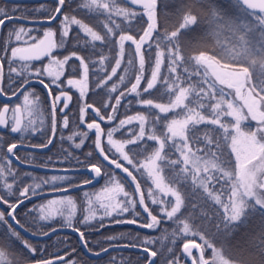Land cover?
<instances>
[{"label": "trees", "instance_id": "obj_1", "mask_svg": "<svg viewBox=\"0 0 264 264\" xmlns=\"http://www.w3.org/2000/svg\"><path fill=\"white\" fill-rule=\"evenodd\" d=\"M69 4L65 9V14L73 17L82 24L92 28L93 31L105 37L102 41H93L91 36L84 31L79 25H70L68 28V38L62 40V29L55 28L57 44H63L62 47L52 52V57L62 60L65 56H69L72 52H76L78 56H83L86 62H89V74L86 84V95L83 100L80 98L78 90L66 85L69 78L81 79L83 69L79 65V60L73 57L68 64L64 66V75L60 77L57 85L53 86L50 78L43 75V72L55 73L58 71L57 65L51 62V58L41 60L39 62H28L20 59H12L11 67L16 69V72H9V59H11V49L30 45L37 42L41 36V27L10 23L6 25L2 31L0 40V56L5 57L4 63V80L3 91L6 94H13L23 83L24 79L38 78L43 79L52 89L55 94L61 89L70 91L74 95V104L70 111L63 114L57 110V135L52 148L45 153H37L26 150H18L17 157L24 162L52 167V168H88L91 164L102 166V180L99 185L77 191L72 194L58 196L60 198H71L72 204H65L64 209L58 211L51 216V219H41L43 215L41 208L43 204L53 200L45 198L35 200L20 207L16 213L17 221L28 231L42 234L54 228L67 226L71 216V227L79 229L84 233V239L87 241V248L92 252H99L114 244H125L147 248L157 253L155 264H192L191 260L183 253V244L189 241L198 242L203 245V239L193 235L195 232H201L203 237L209 240L211 247L204 248V257L212 259L216 250H219V259L227 261V264H264V208L256 205L255 208L246 210L244 217L238 223H234L228 229H224L221 223L220 213L223 209L220 204L207 197L203 187L199 184L200 178L193 179V165H187L188 171H183L185 164L183 156L180 154V145L182 143L180 137L174 140H167L164 155L166 158L163 161H158L162 168L161 175L164 177L166 184L179 190L184 198V205L181 214H178L179 219H169L164 213L160 212L163 205H153L150 201L152 197L148 195L149 189H153V196L157 199L165 201L172 200L174 197L161 193L159 189H155V184L152 178L148 175V169L144 168L147 161V156L151 151L158 147L157 141H150L147 137L153 132L160 135L162 138L168 136L167 124L172 119H182L186 114V109H172L169 113H159V110L154 107L139 103V101L149 100L155 103L169 102L170 93L173 91L169 85L173 81H177L181 87H187L191 83L197 91L190 95L185 103L189 107L197 108L198 104H204L205 108H197L205 116L210 115L208 105L215 103V98L221 95L225 100L228 98L215 86L212 78L205 73L202 64H199L194 59L200 51H206L208 55H213L221 62L239 65V61L229 60L225 54L229 49L238 47L240 42L239 35H243L246 29L241 27L239 33L233 31L232 23L249 26L255 25L256 19L251 14L252 11L245 10L240 5L239 0L233 3V0H158L157 4V23L158 28L153 33V38L150 43L153 45L151 53L159 50H164L165 62L161 67L160 80L157 87L150 92H143L146 81L150 78L151 69L154 67V55H150L149 51H145V67L144 78L140 86V95L126 94L123 97L120 93L127 92L131 84L135 82V76L139 72L138 56L132 51L134 45L130 42H125V56L121 64V68L117 70L115 76L109 80L107 77L111 75V68L115 65L117 58L118 45L116 41L120 35L131 34L137 39L142 35V29L146 28L147 17L142 11L131 8L125 0H116L115 5L107 2L110 6L109 10H102L98 7L86 8L83 7L80 0H69ZM0 8L13 16L24 17L27 19H35L45 17L44 10L35 12V3H9L0 0ZM187 8L192 14L197 16V23L181 29L183 17L187 14L184 9ZM16 9V11H12ZM119 10H124L130 13H136L135 17L117 14ZM256 18L264 22V15L256 13ZM232 22V23H230ZM13 25H18L28 29L25 38L21 42L8 43V31ZM111 28L113 34H108V29ZM167 30L168 35L171 31L179 30V43L182 55L186 59L181 61L176 67L175 72H169L168 68L171 64L167 57L168 36L165 35ZM260 31L257 28L254 33ZM252 34V33H251ZM160 44V49L156 48V44ZM7 48V53H5ZM147 48V44L144 46ZM101 56L106 57L103 63L99 62ZM191 57L192 59H189ZM132 60L129 64L128 61ZM252 76H256L255 70L251 69ZM37 69L41 73H37ZM125 69H127L125 71ZM124 79L121 81L120 77ZM212 84L214 90H209L208 85ZM116 85V91L112 92L111 88ZM203 88L204 92L199 89ZM34 90L37 106V114L39 116L38 126L35 128L36 133L32 134V128L20 131L14 134L11 130L0 132V196H4L9 200V203H16L19 191L25 186H31L38 183L40 186L52 182L53 176L67 177L64 184H58L55 187H44L36 191H48L60 189L64 187L79 185L89 181L90 178L86 174H54L45 173L34 170L23 169L14 164L7 156V149L13 143H23L30 145L41 146L51 137V107L46 95V92L35 86ZM117 97H120V105L115 104ZM34 98V97H33ZM21 98L14 103H18ZM11 104V105H12ZM83 104H89L92 107L87 109L84 115L83 122L80 119V108ZM107 104V107H105ZM3 104L0 101V109ZM113 107L116 108L113 113ZM227 110V105H223ZM95 109H100V115L97 116ZM67 115L69 124L63 127V116ZM114 115L115 119L109 121L107 117ZM144 115L147 117L145 124V140L137 141L141 145L137 151H129L133 146L128 145L125 151L128 152L133 162L139 161L137 168L133 171L131 165L123 160L122 156L107 142V132L115 129L119 125V121L128 117ZM104 119L101 120L100 117ZM222 124L229 126V131L233 134L235 129L231 125L235 122L232 116H222ZM100 123L104 135L101 137V144L105 153L109 155V160L116 159L124 167H128L129 171H133L136 176V181L132 182L127 177V174L122 169H118L109 161H105L98 152L93 141L96 139V131L87 128L88 123ZM139 120H133L130 124H125L118 131L113 133L112 139L115 141H126L134 139L139 134ZM191 128V125L189 126ZM244 132L251 130L250 124L241 126ZM196 135L200 142L192 139L191 132L187 133L188 145L207 160L215 161L226 172H233L237 168V158L233 151L231 142L226 139L218 131L219 125H211L203 123L196 126ZM87 132V138L76 133ZM72 136L73 139H69ZM207 137V138H206ZM84 139L82 147L76 148L75 144ZM211 141V143L209 142ZM217 145L219 147H217ZM199 150V151H198ZM91 153V155H89ZM214 154V155H213ZM175 161L176 163H172ZM238 171V170H237ZM209 174L217 179L211 181L208 186L215 194L220 196L223 203L228 202L231 194L233 179H230L219 170H213L204 178L207 179ZM123 184L126 191L133 194V198H138L139 193L135 191L134 184L139 183L140 191L144 193L145 203L153 215H157L159 224L153 229H146L140 225L150 222L147 213L143 211V207L137 203L135 209H130L128 213L122 215L113 214L112 216H104V209L99 206L96 201V195L100 189H104L110 184L112 177ZM33 183V184H32ZM8 184H12L11 194H9ZM31 189L30 193L31 194ZM87 194V195H85ZM123 199V197H121ZM248 204L254 205L255 202L247 198ZM89 201H92L90 204ZM35 204V212L31 209ZM9 207L0 203V211L5 213L3 221H0V250L8 256L11 264H23L33 261L54 258L55 256H65L66 261H72L74 264H146L148 256L146 254L135 251H114L100 259H91L87 257L81 247L79 238L72 234H57L47 240L34 241L20 234L10 223L6 217ZM94 212L96 218L87 223L84 218L89 212ZM134 213H140L135 216ZM191 214L192 219H188V223L192 226L191 233L183 232L182 221L186 220ZM136 219L137 224L128 223L127 221ZM125 221L116 223L115 221ZM103 225V226H101ZM217 225L221 231L217 233ZM12 231L19 234V239L12 235ZM112 237L113 239H109ZM21 240L32 245L36 252L31 254L28 249L21 243ZM151 241V243H148ZM114 258V259H113Z\"/></svg>", "mask_w": 264, "mask_h": 264}, {"label": "snow or ice", "instance_id": "obj_2", "mask_svg": "<svg viewBox=\"0 0 264 264\" xmlns=\"http://www.w3.org/2000/svg\"><path fill=\"white\" fill-rule=\"evenodd\" d=\"M67 0H55L56 6L52 8L49 12L48 19L49 20H56L57 15L61 14L62 8L66 5ZM240 5L245 8V10H252L251 14L256 19V24L249 26L248 24L238 25L235 23H232V29L233 31H236L239 33V29L243 27L246 29L245 34L239 35V39L241 41V48L245 54L246 58L251 59L253 56V47L252 46H259L260 52L262 53L261 59L259 61L260 70L261 73L264 74V22L256 18V10H259V13L261 15H264V0H239ZM133 4H143L144 12L147 15V23L146 28L142 29V35L139 36L137 39L135 36L128 34V35H120L118 38V41H116V44L118 45V53L117 58L115 59V65L111 68V75L107 77V79H111L112 76H115L117 73V70L121 68L122 61L125 56V42H130L132 45H134V49L132 51L138 56V63H139V72L135 76V82L131 84V87L127 89V92L120 93V96L123 97L126 94H135L136 96L140 95V86L141 82L144 78V67H145V51H149L150 55H154V67L151 69V75L150 78L146 81L145 86L143 88V92L147 93L150 92V90H153L157 87L158 81L160 80V74H161V67L165 62V51L159 50L156 51L154 54L151 53V49L153 45L150 43V41L153 38V33L158 28L157 23V13H156V5L157 0H132ZM233 3H236V0H233ZM98 7L102 10H109L110 6L108 3L98 4V0H91V5ZM12 11H16V9H13ZM184 11L187 13L183 17V23L180 25V28H186L190 25H195L197 23V16L192 14L191 11H189L187 8L184 9ZM123 14L126 17L132 16L135 17L136 13H130L126 12L124 10H119L118 13ZM21 19L20 17H14L13 15L9 14V12H6L3 8H0V29L3 28L6 24L12 23L13 20ZM69 23L79 25L84 29L85 32L88 33V35L91 36L93 41H102L105 40V37L98 34L97 32L93 31L92 28L88 27L87 25H84L81 23V21L76 20L73 17H69L67 15L63 16V19L61 20L62 27V40L68 38L69 31H68V25ZM257 28L260 29L256 33V38H253L251 36V33L254 32ZM26 29L24 27H20L18 30L12 29L8 31V36L11 37L13 34L15 35V39L19 41L21 39V34L26 33ZM108 34L112 35V29H108ZM165 35L168 36V44L171 45V47H168V45H165V48L167 49V57L170 60L171 64L168 68L169 72H175L176 67L180 65L181 61H184L186 59L185 55H182L181 47L179 43V30L177 31H171L170 35H168L167 30L165 32ZM55 36V33L49 29L44 32V39L39 40L38 44L31 45L30 47H38L39 45H44L47 42V47L42 49V55L49 56L51 58V62L55 63L57 65L58 71L55 73L52 72H43V75H49L52 76L53 79L51 83L53 85H57L60 81V77L64 75V66L68 64L69 60H71L73 57H75L77 60H79V65L83 69V76L81 79H74L69 78L66 81L67 86H71L73 88H78L80 93V98L83 100V97L86 95V84H87V78L89 74V62L85 61V58L83 56H78L76 52H72L69 56H65L62 60L56 59L55 57H52V50L57 47H62L63 44H57L54 39H51ZM147 44V48L145 49L144 46ZM156 48L160 49V44H156ZM143 49V50H142ZM7 48H5V53H7ZM26 49L24 48H13L11 49V59H9V72H16L15 68L11 67L12 59L19 58L21 60H32V59H39V55L31 56L26 55ZM5 57L0 56V80L3 79L4 76V61ZM106 57L101 56L99 59L100 63H103ZM189 59H192L189 57ZM197 63L204 64L205 70L207 71L208 68L212 69V75L215 77L216 80L219 81L220 84L228 83L229 87H235L237 89V94H239V87L238 85H242L246 78L250 76L252 73L249 71L248 67H241V68H233L230 65L227 64H220L218 60H216L215 56L208 55L206 51H200L197 56L194 57ZM129 64L132 63V60L130 59L128 61ZM251 65H257L256 59H251ZM127 69H125L126 71ZM37 73H41L40 69L36 70ZM121 81H123L124 77H120ZM179 80V77H177V81ZM177 81H173L171 85H169L170 88L173 89V91L169 94L170 98L169 102L167 104L165 103H155L153 104V101L151 99L139 101V103L148 105L150 107H154L155 109L159 110V113H169L172 111V109L181 108L182 106L186 109V114L184 115L183 119H172L167 124V132L170 134L165 137H161L160 135H156L155 132L153 134L149 135L147 137L150 141H157L158 147H155L151 154L147 156V163L143 165L144 168L148 169V175L152 178V182L155 184V189H159L161 193H165L167 195H171L174 197V201L168 200L165 201L163 199H157L153 196V189H149L148 195L152 197L151 203L153 205H163L159 210L160 212L164 213L169 219L177 218L179 219L178 214H181L182 207L184 205V198L181 195V192L170 185L166 184L164 181V177L161 175L162 168L160 164H158V161H163L166 157L162 155L164 153L166 142L167 140H174L177 136L180 137L182 143L180 145V154L183 156V163L185 164V168L183 171H188L187 165L189 163H192L193 165V179H197V174L200 171H203L205 173H209V169L219 170L223 176H227L230 179H233L232 184V190L231 194L228 198L227 203H223L220 200V196L218 194H215L212 189L209 188L208 184L217 179L215 176L209 174L207 179H200L198 182L203 187V190L205 193H207V197L211 198L213 201H216L220 204V207L223 209V211L220 213L222 219L221 223L224 225V229H228L231 225L234 223H238L242 220V218L245 215L246 210H248L250 207L255 208L256 205H259L261 207H264V167L256 170H251L247 167V161L246 159L241 155L239 149L237 148V145L240 143L241 139L247 140L249 143L253 145L260 144V140H264V111H260V104L258 102L253 101L252 103L247 104V111L249 115L251 116V119L253 120H259L260 126L257 127L255 131H249L247 133L241 131V122L248 117L245 116L242 111L236 107L233 106V103L231 101H227L223 98L221 95L220 97L215 98V103H212L208 105V108L210 110V115L205 116L200 111L197 110V108L203 109L205 108L204 104H198L197 108L189 107L188 104L185 102L188 101V98L190 95L194 94L197 89L189 83L187 87H181L180 84ZM41 84H44L43 79H40L39 81ZM29 83L28 79H24L23 84L21 85V88H23L25 85ZM44 87L48 91V95L50 98V106H51V117H52V124H51V130H52V136H55L56 134V109L60 107V102L63 100V105L60 107V112L64 113L65 109L69 107V103L72 101V96L69 95L67 92L61 91L58 95H56L54 98H52V89L49 87L48 84H44ZM259 87L262 92H264V79H261L259 81ZM209 90H214L213 85H208ZM3 89L0 88V92H2ZM112 92L116 91V85H113L111 88ZM200 92H204L203 88L199 89ZM31 93L24 95V103L25 105L32 103L30 101ZM121 99L120 97H117L115 100L116 105H120ZM190 104L191 101H188ZM223 105H227V110L224 109ZM92 106L89 104H83L80 108V119L83 122L84 115L87 112L88 108H91ZM105 107H107V104H105ZM5 113L8 112L7 106H5L4 110ZM15 113L20 112V106L17 105L15 108ZM113 113H115L116 108L113 107L112 109ZM95 113L97 116L100 115V109H95ZM232 116L235 118V122L231 125L233 129H235V133L229 131V126L221 123V116ZM215 117V118H212ZM101 120L104 119L103 116L100 117ZM109 121L115 119L114 115H109L107 117ZM14 123L11 128V131L13 133L22 131V121L18 116L13 117ZM133 120H139L140 126H139V134L135 136L134 139H128L126 141H115L112 139L113 133L115 131H118L120 128H122L125 124L132 123ZM207 121L211 125H219L220 129H214V131L220 132V134L226 139V141L231 142L233 145V150L237 152V160L239 163V170H234L233 172H226L223 168H221L215 161L209 160V161H203L201 163V157L196 156L195 153H192V149L188 145V135L187 133L191 132L192 139L196 142L199 141V137L196 135V132L198 131L196 126L205 123ZM147 122V117L144 115H137L135 117H128L127 119H122L119 121V125L115 129H111L107 132V142L109 145H111L117 153H119L120 156H122L123 160L127 161L129 165L132 166L133 171L136 170L137 165L139 164V161L137 160L136 163L133 162V159L130 158L127 151H125V147L128 145L133 146L129 149V151H137L139 148H141V145L137 144V141H144L145 140V124ZM8 121L3 117L2 114H0V125L6 126ZM69 124L68 116L64 115L62 120L63 127H67ZM191 125V128L189 127ZM30 126V125H29ZM87 128L89 130H95L96 131V139L93 141V143L96 145V148L100 155L103 157L105 161H109L112 165H115L116 168L122 169L124 173L127 174V177L130 181L135 182L136 176L133 175V171H129L128 167H124L123 164L119 163L116 159L109 160V155L105 153V150L101 144V137L104 135L103 130L101 128L100 123L92 122L87 124ZM23 130H27V127H24ZM37 129H33V131H36ZM76 135H82L84 139L87 138L88 133H76ZM257 136L260 137V139H257ZM207 138V137H206ZM69 139H73L72 136L69 137ZM84 139H81L79 143L75 144L76 148L82 147L84 143ZM211 143V141H209ZM52 143V137H49L47 139V142L40 147H47ZM217 147H219L217 145ZM17 148V144L13 143L8 147V152L12 153L13 149ZM199 151V150H198ZM189 153H192V157L190 159ZM91 155V153H89ZM214 155V154H213ZM172 163H176L173 161ZM90 168L92 172H94L96 177H99L102 173V166H99L98 164H91ZM259 173V174H258ZM53 180H64L67 179V177H57L53 176ZM85 183H90V181H85ZM38 187V186H37ZM135 191L139 193L138 198H133V194L129 191H126L123 184L120 183L119 180H117L114 176L110 180V184L106 186L104 189L101 190L99 194L96 195V201L99 203V206L104 209L103 215L104 216H112L113 214L116 215H122L124 213H128L130 209H135V206L137 203H139L143 207V211L147 213L148 217L150 218V222L144 223L140 225L143 228L146 229H153L159 224V219L157 215H153L151 210L148 207V204L145 203V196L144 193L140 191V185L139 183L134 184ZM7 188L9 189V194H11V189L13 188L12 184H8ZM31 186H25L22 188V190L19 191V194L17 196V202L16 203H9V200L6 199L4 196H0V203H3L7 205L10 209L8 215L9 217L17 224L19 225V221L15 220V211L16 209L24 203L25 200L30 199L32 196L38 195V193L35 191V189H31V195L30 193ZM65 191L67 189H64ZM87 195V194H85ZM123 197V199L121 198ZM252 197L255 198V204L249 205L247 198ZM72 204L71 198H61L58 201H50L49 204ZM91 204L92 201H89ZM135 216H139L140 213H134ZM5 217V213L3 211H0V221H3ZM96 218V215L94 212H89L88 215L85 216L84 222L87 223L91 220H94ZM41 219H51V215H45L42 216ZM188 219H192L191 214L189 217L182 221L183 223V232L184 233H191L192 232V226L188 223ZM116 223H123L125 221L117 220ZM128 223L137 224L136 219H131L127 221ZM71 216L69 218L68 227H71ZM103 226V225H101ZM217 227V233L221 231L219 225ZM55 231V229H53ZM77 232H79V229H76ZM12 235L19 239V234L15 231H12ZM43 235H48V233H43ZM80 239L81 242L85 245L87 244V241L84 240V233L80 232ZM193 235L197 236L200 239H203L204 243L203 245L195 243L194 241H189L183 244V253L187 254V256L192 257V249H199L200 254L198 257L192 258V264H209L207 260L204 259L203 252L205 247H211V244L209 240L205 239L201 232H195ZM109 239H113L110 237ZM21 243L24 244V246L28 249V251L31 254H34L36 252V249L28 244L27 242L21 240ZM148 243H151V241H148ZM135 247V245H133ZM102 251L106 252L107 249H102ZM146 252H148V264H154V261L152 260L153 257H156L157 253L155 251H149L148 249H145ZM99 255V253H96ZM5 253L0 250V257H3ZM216 257H219L220 253L219 250H216L215 253ZM114 259V258H113ZM40 264H74L72 261H66L63 256H55L54 259H45L40 262ZM223 264H227V261H223Z\"/></svg>", "mask_w": 264, "mask_h": 264}, {"label": "water", "instance_id": "obj_3", "mask_svg": "<svg viewBox=\"0 0 264 264\" xmlns=\"http://www.w3.org/2000/svg\"><path fill=\"white\" fill-rule=\"evenodd\" d=\"M4 1L9 2V3H37V2L50 1V0H4ZM52 1H55V0H52ZM126 1L129 4V6L132 7L133 9L144 10L143 4H140V3L133 4L132 0H126ZM256 12H259V10H256ZM59 16H60V14L57 15L56 20L59 18ZM14 17H18V16H14ZM20 18L21 19L13 20L12 23H19V24H25V25H31V26H35V25H38V26H50L56 21V20H49V19L35 20V19H27V18H24V17H20ZM6 25H8V24H6ZM5 26H3L2 29H0V40H1V36H2V31H3ZM42 39H44V37ZM51 39H54V37L51 38ZM36 44H38V43H35V44H32V45H36ZM30 46L31 45L20 47V48H24V49L27 50L26 53H25L26 55H31V56L39 55L40 58L39 59H32V60H24V61L37 62V61H40V60H43V59H46V58L49 57V56L41 54L42 53V49L47 47V42L44 45H39L38 47H35V48L30 47ZM202 65L205 67L204 64H202ZM207 71L212 76V78L214 79V81L216 82L217 85H225L226 88L234 90V94H235L236 99L242 103V105H243L244 109L246 110L249 118L251 119V116L249 115V113L247 111V104L252 103L253 101L258 102L259 104H261V100H260L259 97L254 95L253 90L250 87H245L246 83H247V78H246V80L244 81V83L242 85H238L239 94H237V89L235 87H229L228 83L220 84L219 81L216 80L215 77L211 74L212 73V69L211 68H208ZM3 78H4V76H3ZM39 81H40V79H31V80H29V83L27 85H25L23 88L20 87L12 95H8L4 91L0 92V101L3 103V107L0 109V114H2L3 117L8 121L6 126L0 125V132H6L9 129V115H10V106H9V104L14 102V101H16L29 87H32V86L41 87L46 92V95H47L49 103H50V98H49V95H48V91L44 87V84H46V83L44 82V84H41ZM0 88L3 89V79L0 80ZM65 92H67L69 95L72 96V101L69 103V107L67 109H65V111H64V113H67L73 106L74 96L69 91H65ZM58 94H59V92L56 93V94L52 93V98H54ZM62 105H63V100L60 102V107H62ZM5 106H7V108H8V112H6V113L3 111ZM60 107H58V108H60ZM57 109H56V134H55V136H52V133H51L52 143L50 145H48L47 147H40L38 145L15 143V144H17V148L13 149L12 153H9L8 149H7V156L14 164H16L17 166H19V167H21L23 169L34 170V171L45 172V173H55V174H86L90 178V180H89L90 183H82V184H79V185L65 187V188H61V189H54V190L38 192V195L32 196L30 199L25 200L24 203L21 204L16 209V211H15V220H17L16 213H17L18 209L20 207H22L23 205L27 204V203H30V202H33V201L39 200V199L52 198V197L66 195V194H72V193H75V192L80 191V190H84V189H87V188H91V187L97 186V185L100 184V182L102 180L103 174L101 173V175L99 177H96L94 172H92L90 167H88V168H52V167H46V166H40V165H36V164H32V163H27V162H24V161H22L21 159H19L17 157L16 152L18 150H26V151H32V152H37V153H45V152L49 151L52 148V146H53V144L55 142V139H56V135H57ZM259 110L262 111L261 109H259ZM19 118L21 119V117H19ZM251 120L254 123H260L259 120H253V119H251ZM16 133H18V132H15L14 134H16ZM64 189H67V190L65 191ZM7 218H8V222L10 223V225H12L23 236H25V237H27V238H29L31 240H36V241L47 240V239H49V238H51V237H53V236H55L57 234H72V235H75V236H77L79 238L81 247H82L85 255L87 257L91 258V259H100V258H102V257L106 256L107 254L112 253L114 251H125V250L140 252V253L146 254L148 256V252L145 251V249H147V248L137 247V246L133 247V246H130V245H125V244H123V245L115 244V245L109 246V247L105 248V249H107L106 252H104L102 250L99 251V252H92V251H90L87 248V245H85L84 243L81 242L80 235H79V233L81 231L77 232L76 229H74L72 227H67V226L57 227V228H54L55 231H53V229H52V230L46 232V233H48V235H43V233L42 234H36V233L28 231L20 223H19V225H17L9 217V215H8ZM195 243H197V242H195ZM149 251H151V250H149ZM96 253H99V255H97ZM195 254L197 256H199L200 250L199 249H192V257L187 256V254H185V255L192 262V258L194 257ZM203 256H204V254H203ZM63 257L65 258V260L67 259L65 256H63ZM54 258H50V259H54ZM152 260L154 261V264H155L156 260H157V256L153 257ZM41 261H43V260H41ZM41 261H35V262H30V263H25V264H40ZM146 264H148V261L146 262Z\"/></svg>", "mask_w": 264, "mask_h": 264}, {"label": "rangeland", "instance_id": "obj_4", "mask_svg": "<svg viewBox=\"0 0 264 264\" xmlns=\"http://www.w3.org/2000/svg\"><path fill=\"white\" fill-rule=\"evenodd\" d=\"M80 2H81V4H82L83 7H86V8H93L94 7L95 8V6H90L91 5V0H80ZM107 2H110L113 5H115L116 0H98V4H103V3H107ZM157 4H158V0H157ZM249 11H251V10H249ZM142 12L145 14L144 11H142ZM156 12H157V5H156ZM257 13H259V12H257ZM146 17H147V15H146ZM70 25H76V24L69 23L68 28H69ZM62 27L63 26L61 25L60 28L62 29ZM19 28H20V26L13 25V27H11L10 30H12V29L18 30ZM26 30H27L26 33L21 34V39L19 41H17L15 39V35L13 34L11 37H9L8 40H6L7 44L8 43H11V42L12 43L21 42L25 38L27 32H29L28 29H26ZM44 32L45 31H43L41 33V36H40L39 39H41L43 37ZM251 36L253 38H256V33L252 32ZM24 46H26V45H24ZM18 47L20 48V47H23V46H18ZM18 47H15V48H18ZM252 47H253V56L251 57V59H256L257 60V65H251V59L245 57V54H244V52H243V50L241 48V41L238 43V47L231 48L227 52H225V54L228 55V59H226V61H229L231 59L232 60H235L236 62L239 61V65H234V64L226 63L224 61L221 62L219 59H217L216 57L215 58L221 64H227V65L232 66L233 68H241V67H248L249 66V67H251L252 70L253 69L255 70L256 76H252V75L248 76L247 77V83H246V86L245 87H250L253 90L254 95H256L257 97L260 98V100H261L260 109L262 111H264V92H262L261 89H260V87H259V81L261 79H264V74L261 73L260 65H259V61L261 59L262 53L260 52V48H259L258 45L257 46H252ZM56 49H58V47L55 48V49H53V51L56 50ZM202 67L205 70V67L203 65H202ZM205 73L212 78V76L209 74L208 71L205 70ZM46 77L50 78L51 81L53 79V77L52 76H49V75H46ZM212 80H213L214 85L217 86V87H219V90L228 98V101H231L233 103V106L234 107L240 109L242 111V113L245 116L248 117L247 119H245V120H243L241 122L240 127L243 124H250L251 125V131H255L257 129V127L260 126V123H254L249 118V116H248L246 110L244 109L242 103L236 99L235 94H234V90L226 88L225 85H217L215 83V81H214L213 78H212ZM53 86H55V85H53ZM69 87H71V86H69ZM73 89L79 91L78 88H73ZM28 93H31L30 101H32V103L25 105V103H24V95L25 94H28ZM33 93H34L33 90H28L21 97V99H20V101L18 103L12 104L11 111H10V116H9V125H10V128H12L13 123H14V120H13L14 115L17 116V113H15V111H14L17 105L20 106V112L22 113L24 127H27L28 128V127H30L29 125H31L30 128H32V126H35V128H36L38 126V123L41 120H39V116L37 114L36 101L35 102L33 101V99H34L33 98L34 97V94ZM212 118H215V117H212ZM220 119H221V123H222L223 117L221 116ZM205 122H207V121H205ZM241 131L244 132V130H243L242 127H241ZM245 133H247V132H245ZM177 137H179V136H177ZM257 139L259 140L260 137L257 136ZM237 148L239 149L241 155L246 159V161H247V167L249 169L256 170V169H260V168L264 167V140H260V144H258V145H253V144L249 143L247 140L241 139L240 143L237 145ZM192 153H195V151L192 150ZM192 153H189L190 159L192 157ZM234 153L237 156V152L234 151ZM196 156L201 157V163H203V161H209V160L203 158L202 156H200L199 154H196ZM239 163L240 162L237 160V170H239ZM211 171H212V169H209V172H211ZM197 175H198V178L204 179L208 175V173H205L203 171H200ZM64 183H65L64 181H59V179H57V180H53L52 182L46 183V185L45 184H43V185H45L46 187L53 188V187H55L58 184L60 185V184H64ZM43 185L40 186L38 183H34L32 185V189H35V191H39V190H41L44 187ZM64 185H66V183ZM101 190L102 189H100V192H101ZM249 198L252 199L255 202V198H252V197H249ZM52 199L53 200H51V201H58L61 198L57 196V197H52ZM49 202L50 201H48L45 204H43V206L41 208L42 212L40 213L41 215H43V216H45V215H51L52 216L55 213H57L58 211L64 209L63 207H65V204H66V203H64V204H49ZM262 208H264V207H262ZM31 209L35 212V204L32 206ZM8 213H9V211H8ZM8 213H7L6 217H8ZM121 245H123V244H121ZM110 246H112V245H110ZM203 254H204V252H203ZM194 257H198V256L195 254ZM204 259L207 260L209 262V264H223L222 258L220 260L219 257H216L215 254H214V257L212 259H210V260L209 259H206L205 257H204ZM33 262H35V261H33ZM28 263H30V262H28ZM0 264H11L10 261H9L8 256L4 255L3 257H0ZM23 264H25V263H23Z\"/></svg>", "mask_w": 264, "mask_h": 264}, {"label": "flooded vegetation", "instance_id": "obj_5", "mask_svg": "<svg viewBox=\"0 0 264 264\" xmlns=\"http://www.w3.org/2000/svg\"><path fill=\"white\" fill-rule=\"evenodd\" d=\"M69 0H67V2H66V5L63 7V9H62V12H61V14H60V16H59V18L52 24V25H50V26H38V25H35V26H37V27H41V28H43L42 29V32L43 31H47V30H49V29H51L54 33H55V36H54V40L56 39V32H55V28H57V27H61V20L63 19V16L64 15H66L65 14V9H66V7L68 6V4H69ZM56 6V4H55V1H52V0H50V1H43V2H37V3H35V12L36 13H39V12H42V10H44V12L43 13H45V17H42V18H35V20H39V19H48V16H49V12H50V10L52 9V8H54ZM43 37H44V35H43ZM42 37V38H43ZM41 38V39H42ZM41 39H39V40H41ZM38 40V41H39ZM38 41L37 42H35V43H38ZM53 52V51H52ZM33 79H38V78H33ZM3 80H4V78H3ZM30 80V79H29ZM23 84V83H22ZM21 84V85H22ZM21 87V86H20ZM19 87V88H20ZM18 88V89H19ZM35 89V86H32V87H29L19 98H21L28 90H30V89ZM33 92H34V90H33ZM33 94H35V93H33ZM18 98V99H19ZM17 99V100H18ZM34 99H35V95H34ZM12 106V105H11ZM59 110H60V108H59ZM19 115L22 117V113L21 112H19V113H17V116L19 117ZM22 120V129L24 128V122H23V118L21 119ZM33 129H35V126H32V134L34 135V133H36V131H33ZM8 130H11V128H9ZM19 133V132H18ZM17 134V133H16Z\"/></svg>", "mask_w": 264, "mask_h": 264}]
</instances>
